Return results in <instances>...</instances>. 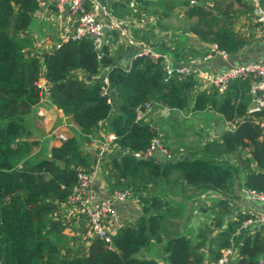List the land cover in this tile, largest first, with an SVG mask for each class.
<instances>
[{
    "label": "trees",
    "instance_id": "16d2710c",
    "mask_svg": "<svg viewBox=\"0 0 264 264\" xmlns=\"http://www.w3.org/2000/svg\"><path fill=\"white\" fill-rule=\"evenodd\" d=\"M175 1L184 2L185 18L194 19L187 30L205 42H215L230 54L245 44L232 24L235 11L248 0ZM38 5L39 0H0V264H161L154 246L168 264H203L206 255L208 261L216 259L231 239L238 247V257L228 264H257L264 253V231L256 229L243 237L235 234L247 216L244 213L229 218L223 227L231 212L227 198L215 201V213L199 228L195 241L181 228L187 219L180 220V228L166 225L169 221L174 226V222L166 215L170 207L163 203V183L170 180L173 170L177 174L174 183L185 181L193 189L221 192L229 188L237 166L211 157L213 145L218 144L208 141L202 153L193 148L185 157L135 154L158 133L147 116L136 119L137 108L148 100L156 102L159 110L167 107L173 112L188 107L192 77H164L161 62L147 56L133 58L125 68L114 62L107 48L98 57L88 39L63 42L40 57L30 54L34 41L26 30ZM79 69L87 76L75 74ZM100 72L101 77H108L111 102L100 93ZM41 74L50 82L44 95L74 126L72 134L49 148L29 138L31 130L22 119L30 115L29 95L38 90L36 82ZM249 85L248 78H233L222 92L200 89L193 108L202 111L210 107L228 121L237 120L234 129L221 133L218 154L250 145V155L243 158L247 168L244 184L264 191V131L245 116L252 98ZM101 121L107 131L115 133L117 145L124 150L104 162L107 188L109 192H133L141 200V212L135 225L122 223L116 228L110 244L94 236L85 250L74 253L66 250L65 224L55 219L53 212L67 200L78 169L93 165L94 158L82 143L89 141ZM181 207L179 212L173 207L170 212L177 223L185 217V206Z\"/></svg>",
    "mask_w": 264,
    "mask_h": 264
},
{
    "label": "crops",
    "instance_id": "0c3cea01",
    "mask_svg": "<svg viewBox=\"0 0 264 264\" xmlns=\"http://www.w3.org/2000/svg\"><path fill=\"white\" fill-rule=\"evenodd\" d=\"M100 1L103 5L112 10L113 16L123 17L127 20L129 33L136 39L137 44L140 45L148 42L155 45V48L158 50L169 52L175 65L186 63L193 66L198 65L202 68L207 67L213 71H217L246 60H260L264 62V37L259 34L258 23L254 20L253 15H251L250 3L246 0L247 5L244 7H238L233 14L232 24L233 30L245 39V44L238 52L234 54L229 53L225 57L220 56L217 52L209 51V42H205L203 39L187 30L189 24L194 19L191 18L190 20L185 18V7L181 4L184 2H176L175 0H165L164 2L163 0H134L133 3H130V0ZM190 2H194V0H190ZM208 2L210 3L211 0H208ZM261 3L264 6V0H261ZM54 12V6L49 0H42L41 3L39 2L37 9L33 13L32 21L26 30L27 33H30L31 29L33 32V34L30 33L33 35L34 41L33 47L29 50L30 54L39 57L42 56L45 51L53 48L54 42L59 39L61 31L57 25V19L54 16ZM172 17L174 18L172 19ZM116 39L117 38L114 37L112 45H109L106 48L109 51V55L115 58V63L127 68L133 59L132 55L138 45L131 47L123 41L119 42L117 45L115 44ZM208 52L211 53V57L204 60L203 57H205ZM101 73L102 72L98 75H101ZM75 74H78L80 78L87 76V73L82 69L76 70ZM192 79V85L187 89L191 102L185 109H192L190 110V114L193 113V115H199L203 112L207 113V115L204 116V120L207 123L205 131H208V133H204L205 135L203 134L201 138H197L193 143L189 142L182 144L181 146L179 145L180 147L175 151V154L171 152L172 155L180 156V150L185 145L197 148L198 153L200 154L202 153V146L208 141H211L218 144V146L213 145L212 147L211 157L213 159H228L229 166H237V173H234L232 180L229 183V188L224 192H221L220 190H210L209 188L193 189V187L188 185L185 181H181V184H178L180 182L174 183L172 179L177 175L174 170L171 173L170 180L164 181L163 203L168 204L170 207L177 208V210H181V205H183L186 209V212L184 211L185 217L187 214L190 215L187 218L183 217L179 219L178 223L174 217L169 215L168 217L170 220L174 222L173 228H180V220L183 219L184 221L187 219L185 224L181 225V228L189 233V236L195 241L199 228L204 224V221H210L211 218L208 217H212V213H215L213 209L216 208L215 201L220 197L227 198L231 209V212L225 217L223 224L225 222L227 223L229 218L235 219L236 215L239 213L257 215L259 212H264V201L250 199L242 191V189L246 187L244 182L247 177V168L245 167V161L243 158L244 156L250 155L251 146H240L234 152L218 154V152L222 150H220L219 147V145L223 143L221 133L227 129H234L237 120L228 121L221 113L214 111L210 107H207L202 111L194 110V96L200 89L201 83H199V78L196 76L192 77ZM44 97L45 98L39 100V102L41 101L40 103H42L43 107L45 105V115L52 120V124L46 129L47 141H45V143L41 141L40 145L49 148L52 144L55 145L60 142L59 138L57 139L53 136L54 134L50 133L49 130L51 128L55 129V127H57L56 129L59 132L65 134V136H69L73 133L72 127L74 126L68 121V116L53 104L50 98L46 96ZM252 105L253 100L251 98L248 108ZM160 113L167 115L168 113H171V110L168 109L165 111L164 109H161ZM172 113L179 114L181 112L174 110ZM257 114L259 113H247L246 111L245 116H248L252 120ZM220 122L223 124V128L221 132L217 133L215 129ZM106 127L107 125H105V122L101 121L100 124L93 129L89 141L82 143L83 149L89 151L94 158L93 165L87 167L90 171H94L95 173L92 184V187L95 185V187H93L94 201H98L109 193L107 182L105 181L103 174L105 171L104 162L115 152L119 151L122 153L124 151L118 146H114L112 142L106 141L105 136L100 135V133L107 131ZM210 130H213V132H209ZM166 139L169 146H173L171 142H169L167 136ZM104 140L106 141V144H104ZM36 150L37 147L35 151ZM252 168H257L255 162H252ZM173 191L177 192L175 194L177 198H173L171 195L169 197L168 193ZM178 201L184 203H180L179 205L177 203ZM115 206L118 215L117 219L113 222L114 226L117 227L122 223H129L132 225L137 223L141 212V200L137 195L132 192L126 199L118 201ZM211 206L212 208H210ZM53 217L55 219H60L65 224L64 233L68 237L66 250L79 253L81 250L87 248L88 243L94 235L88 225L84 212L79 207L66 202L59 203L53 212ZM256 229H262L264 231V223H259L258 227L254 226L253 230ZM251 230L252 229L242 230L239 234L243 237L244 234ZM215 231L216 229H214L213 232ZM156 251L157 246H154V253L155 256L158 257L159 262L161 264H168L165 259L161 258L163 253H157ZM204 251L206 252L205 248ZM205 257H207V255ZM259 257H264V253Z\"/></svg>",
    "mask_w": 264,
    "mask_h": 264
},
{
    "label": "built area",
    "instance_id": "2783aa9c",
    "mask_svg": "<svg viewBox=\"0 0 264 264\" xmlns=\"http://www.w3.org/2000/svg\"><path fill=\"white\" fill-rule=\"evenodd\" d=\"M41 1L39 0L40 3ZM248 1L251 6L250 13L253 15L256 23H258L259 34L264 37V6L261 0ZM49 2L54 6V16L57 19V25L61 34L59 39L54 42L53 48L48 51H53L63 42L69 40L88 39L96 51L97 56L100 57L104 54L106 47L112 45L113 38L116 37L115 44L117 45L122 41L131 47L138 45L132 55L133 58L147 56L153 61H160L164 77H178L182 79L194 76L198 77L199 83H201L200 89H206L208 91L216 89L222 92L228 87L231 79L248 78L250 80L249 92L252 95L253 105L248 108L247 113H259L252 120L264 131L263 61H244L217 71L186 63L175 65L168 52L158 50L155 48V45L148 42L140 45L137 44L136 39L129 33L127 20L123 17L113 16L112 10L103 5L100 0H49ZM209 51L217 52L223 57L229 54L226 50L219 48L215 42L210 43ZM210 57L211 53L208 52L203 59L207 60ZM100 78L103 80L100 93L106 94V100L111 102L112 94L108 77L106 75L101 77L100 75ZM36 85L39 90L46 92L49 82L41 74ZM139 107L137 108L136 119L148 116L149 112L157 107V103L148 100L143 103L142 107ZM51 132L53 134L55 133L60 140L67 137L56 128L52 129ZM100 135L105 136L106 141L112 142L114 146H118L115 141V133L102 132ZM106 141L104 140V144H106ZM157 153H162L168 158L172 157V154L166 149L159 133L151 138L144 150H140L135 154L137 156L151 157ZM94 177V171H90L87 167H80L77 172V181L65 202L79 207L84 212L93 235L105 243L110 244L111 237L118 227L113 225L118 215L115 204L118 201L126 199L132 192L130 190H112L98 201H94V189L92 187ZM242 191L250 199L264 201V191L262 190L245 187ZM259 223H264V212H259L257 215H247L234 233L239 234L242 230L248 229H252L249 232H254V226L258 227ZM236 257H238V247L231 239L229 245L221 248L220 255L216 259L208 261V258L205 257L203 264H228L231 260L234 262ZM257 264H264V257H259Z\"/></svg>",
    "mask_w": 264,
    "mask_h": 264
},
{
    "label": "rangeland",
    "instance_id": "374dc122",
    "mask_svg": "<svg viewBox=\"0 0 264 264\" xmlns=\"http://www.w3.org/2000/svg\"><path fill=\"white\" fill-rule=\"evenodd\" d=\"M133 2H134V0H130V3H133ZM173 18L174 17H172V19ZM177 24H178V20H177ZM31 30H30V33L33 34V32ZM32 38H33V35H32ZM113 60H115L114 57H113ZM129 66H127V68ZM46 94H47V92H46ZM44 96L45 95H44V92L42 90L38 89V90H35V92H32L29 95V98L32 102V109L33 110L30 111V115L27 118H22L27 123L29 129L31 130V135L29 138L30 139H37L40 142L42 141L43 143H45V141H47L46 129L52 124V120L50 118H47L45 115V112H46L45 105L43 107L42 103H40L41 101L39 102V100L45 98ZM190 110H192V109H190ZM190 110H187L184 108L183 110L179 111V112H181L179 114H174L171 111V113H168L167 115H163L162 113H160L159 108H153V110H151L147 116L148 119L150 120V122L157 125L158 133L162 137V141L164 142L166 149L168 151L172 152L173 154H175V151L182 144H186L189 142L193 143L197 138L198 139L201 138V136H203L204 133L205 134L208 133V131L207 132L205 131V128L207 127L206 126L207 123L204 120V116L207 115V113L203 112L199 115H193V113L190 114ZM55 128H57V127H55ZM52 129L53 128H51L49 130L50 133H52L51 132ZM48 134H49V132H48ZM165 135L167 136L169 142H171V144L173 146H171V147L169 146V144L167 143V139H166ZM53 136L58 139V137L55 135V133ZM33 149L34 150L36 149L35 145H34ZM192 149H193L192 147H188L185 145L180 150L181 155L185 157L186 154L188 153V151H189V153L192 152ZM185 151H187V152H185ZM222 161H224L227 164L229 162L228 159H225ZM176 193H177L176 191H173V192L168 193V195H169V197L171 195V196H173V198H177V196H175ZM210 205H211V203H210ZM167 206H169V205L167 204ZM172 210L173 209L171 206L169 208V212L166 214L167 217L170 215V212ZM179 211L180 210H178V212ZM210 213H211V211H210ZM212 216H213V214H212ZM208 218H211V217H208ZM166 225L169 228L173 227V226L169 225V221L166 222ZM150 252H151V250L149 251V253Z\"/></svg>",
    "mask_w": 264,
    "mask_h": 264
},
{
    "label": "water",
    "instance_id": "95a60500",
    "mask_svg": "<svg viewBox=\"0 0 264 264\" xmlns=\"http://www.w3.org/2000/svg\"><path fill=\"white\" fill-rule=\"evenodd\" d=\"M222 128H223V124L220 122V123L217 125L215 131H216L217 133H219V132H221ZM209 132L212 133L213 130H210ZM161 157H162V156H161ZM162 158H164V157H162ZM93 187H95V185H93ZM225 226H226V222L223 224V227H225ZM142 254L145 255V252H142Z\"/></svg>",
    "mask_w": 264,
    "mask_h": 264
},
{
    "label": "clouds",
    "instance_id": "9594fccd",
    "mask_svg": "<svg viewBox=\"0 0 264 264\" xmlns=\"http://www.w3.org/2000/svg\"><path fill=\"white\" fill-rule=\"evenodd\" d=\"M49 86H50V85H49ZM49 86H48V88H49ZM48 88H47V90H48ZM47 90H46V92H47ZM43 92H44V91H43ZM156 108H160V106L157 105ZM161 109L168 110L169 108H167V107H162ZM161 109H160V110H161ZM156 128H157V127H156ZM106 132H110V131H106ZM157 134H158V133H157ZM118 147H119V146H118ZM169 152H170V151H169ZM170 153H171V152H170ZM171 154H172V153H171ZM156 155H157L158 157H161V156H162V157H164V158H168V157H166V156H165L164 154H162V153H161V154H160V153H157ZM153 157H154V156H153ZM173 157H174V156L172 155L171 158H173Z\"/></svg>",
    "mask_w": 264,
    "mask_h": 264
}]
</instances>
